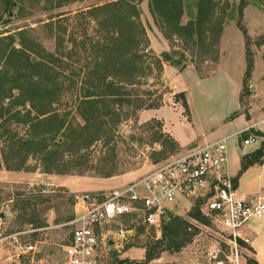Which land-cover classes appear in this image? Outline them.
Instances as JSON below:
<instances>
[{"label":"rangeland","instance_id":"1","mask_svg":"<svg viewBox=\"0 0 264 264\" xmlns=\"http://www.w3.org/2000/svg\"><path fill=\"white\" fill-rule=\"evenodd\" d=\"M13 1L14 6L7 13L4 0H0V264H63L64 246L69 238V223L74 215L76 198L82 195L107 194L150 171L176 151L181 152L182 148L165 132L166 125L172 127L175 137L181 142L191 140L187 137L189 133L192 136L195 133L218 132L224 129L219 125L225 116L235 110L238 87L240 107L233 118L244 117L245 122L241 127L262 124L250 130L252 135L258 137L257 142L251 146L241 150L236 147L235 140L238 138L242 141L245 134L228 141L230 172L234 173L239 167V160L247 155L249 157L262 147L264 138L260 135L264 136V0H246L249 4L243 10L241 18V28L245 34L234 21H228L214 45L212 43L215 38L212 34L208 36L209 43L205 44L191 42L186 37L177 39L171 34L166 38L161 28L155 24L149 8L142 9V2L147 0H134L138 3L139 21L147 38L139 47V53L143 55L140 63L142 71L131 82L133 84L125 86L121 98H99L98 101L104 102L97 105L95 120L96 124H103L98 140L90 146L83 145L84 139L96 128L92 127L82 133L74 128L83 125L77 109L86 87V74L93 67L92 56L80 48L82 31L86 29L88 35L94 36L96 22L92 18L73 17L76 12L110 0H73L61 7H56V2L50 5L45 0ZM215 1L229 9L226 3L230 4L232 0ZM59 14L62 16L56 17ZM49 18L54 22L63 20L60 24L66 28L65 51L73 49L71 58L67 60L68 66L58 67L55 69L56 74L46 73V77L39 80L33 75L29 80L30 86L22 82L23 90L13 89L14 85H19V79L14 80L18 64L16 60L7 63L1 51L8 48L9 37L15 39L14 47L18 48L17 33L23 30L46 52H55L53 34L46 26ZM186 21L188 18L184 15L182 23ZM70 35L72 39H76V46L68 40ZM160 37L163 41H160ZM246 49L253 61L248 78L245 77ZM164 53L171 56L172 61H180V66L174 67L164 62ZM87 64L89 67H85ZM164 66L177 73L186 68L191 69L184 74L182 82L189 86L188 99L194 111L193 126L184 124L179 118L182 116L185 121L190 122L189 108L185 110L182 106L186 101L185 93L178 92L175 85L171 84ZM180 67L183 69L180 70ZM195 74L200 79H207L193 85L192 78ZM54 77L59 84L57 95L53 94L57 97L54 109L65 119L66 125L68 123L75 131L71 135L73 142L68 144L66 137H63L68 145L63 147L58 159L76 167L68 174H59L56 171L60 166L59 160L57 168H54L56 170L45 173L39 156L29 154L22 159V168L15 170L20 166L21 159L10 158L8 138L15 135L16 140L31 136L33 130H30L29 125L16 120L25 118L26 111L30 112V118L37 117V112L32 110L29 101L46 105L50 98H46L44 87L47 79ZM33 82L42 87L36 86L42 96H31L26 89L28 86L32 89ZM160 116L166 125L160 120ZM45 129L46 127L39 126L35 131L42 134ZM63 138L58 139V142L63 141ZM171 140L175 142V146H172ZM25 200H28V204L23 207L22 201ZM181 205L182 209L187 207L186 202ZM187 212L188 210H180L177 216L198 228L199 233L180 251L162 252L158 259L148 264H212L208 260V253L216 249H221L228 255L229 250L223 246L225 238L219 228L211 223L203 225L189 219ZM38 222L42 225L36 226ZM145 239L137 237L120 252L111 250L110 263L142 264L146 250L155 241L150 237ZM19 245H33L35 248L23 253L18 249ZM240 256L238 264H247L253 258L249 249H242ZM228 257L225 264H233L230 255Z\"/></svg>","mask_w":264,"mask_h":264},{"label":"trees","instance_id":"2","mask_svg":"<svg viewBox=\"0 0 264 264\" xmlns=\"http://www.w3.org/2000/svg\"><path fill=\"white\" fill-rule=\"evenodd\" d=\"M71 1L73 0H45L50 5L56 2V7H61L64 3ZM147 2L155 24L161 28L165 37L168 34L170 37L171 34L177 39L186 37L191 42L197 41L205 44L209 43L210 37L208 36L212 34L215 38L214 43H212L214 45L222 33L224 24L228 21H234L236 26L245 34V31L241 28V18L243 10L249 4L246 0H232L230 4L225 2L226 6L230 7L229 9L220 6V2L215 0H147ZM14 3L15 1L13 0H4L7 13L14 6ZM252 4L255 5V2H252ZM139 14L138 3L134 2V0H110L74 14V19H78V17L82 19L92 18L96 22L94 36L88 35L86 29H83V38L80 46L84 53L92 56L93 67L86 74V87L83 89L82 101L79 102L77 109L79 116L83 120V125L78 126L77 129L74 128V130L82 133L84 131L87 132L92 127L96 128L84 139V146H90L99 138L98 134L103 123L96 124L95 115L98 113L97 105L104 102L98 101L99 98H121L125 86L133 84L131 82L142 71L140 63H142L143 55L139 53V47L146 42L147 38L145 29L139 21ZM184 15L188 18L186 23H182ZM61 16L62 14H59L56 17ZM62 21L59 19V21L54 22L52 18H49L48 23H46L55 40V52L53 53L46 52L28 36L26 31L20 30L17 33L18 48L14 47L15 39L13 37L8 38V48L3 49L1 54H3L7 63L11 60H16L18 64L14 80L19 79V85H14L13 89L23 90L22 82L30 86L29 80L32 79L33 75L36 76V80H39L43 76L46 77V73L56 74L55 69L58 67L68 66L67 60L71 58L73 49L70 48L69 51H65L64 41L66 40L64 36L66 35V28L60 24ZM68 40L76 46L77 41L72 39L71 35ZM162 59L174 67H179L181 64L180 61H172L171 56L167 53L162 55ZM245 61V77L248 78L253 61L247 49ZM11 64L15 66L14 63ZM85 67H89V64ZM182 69L180 67V70ZM47 81L44 90L46 98H50L49 102L47 101L46 105H42L35 103L36 101H29L32 110L37 112V117L30 118V112L26 111L25 118H20L16 121L28 124L33 132L27 139L18 138L15 140V135L9 136V156L11 159L18 157L21 159L20 166L16 167L15 170L22 168L24 164L22 159L24 157L33 154L34 156H39V160L44 164L45 173H51L56 170L54 168L60 160V166L56 171L59 174H68L76 165L63 163V159L58 158L60 153L63 152V147L68 145L70 141L73 142L71 135L75 131L71 125L68 123L66 125L65 119L54 109L55 100L57 99L56 90L59 86L57 79L54 77L51 80L47 79ZM37 85L42 88L37 82H33L32 89L29 86L26 88L30 91L31 96H42V93L36 89ZM54 93L56 95H53ZM182 106L185 110H188L186 101ZM149 108H152V106ZM236 114L233 113L228 119H232ZM38 116L41 118L39 117V119ZM39 126L46 127L42 134H39L37 130L35 131ZM260 136L264 138L262 134ZM63 137H66L68 144ZM60 138L64 140L58 142ZM49 143L53 147H50ZM171 144L175 146V142L172 140ZM247 156L241 159L237 177L249 166L261 164L264 161V141L262 142V147L256 149L249 157ZM237 177H235L234 182ZM27 201H22L23 207L28 204ZM189 217L203 225L209 223L196 208L192 209ZM41 225L42 223L38 222L36 226ZM198 233V228L181 217H170L169 221L161 228V237L155 240L146 250L142 264H148L158 259L162 252L180 251ZM249 250L251 251V249ZM247 264H256V262L253 259H249Z\"/></svg>","mask_w":264,"mask_h":264},{"label":"built area","instance_id":"3","mask_svg":"<svg viewBox=\"0 0 264 264\" xmlns=\"http://www.w3.org/2000/svg\"><path fill=\"white\" fill-rule=\"evenodd\" d=\"M253 127L211 141L192 142L124 186L104 195L77 197L63 264H112L111 250L120 252L137 237L158 240L170 217H178L180 210L189 214L195 208L219 228L225 238L223 246L229 250L228 255L221 249L210 251L208 260L225 264L230 255V261L238 264L240 251L250 245L246 226L264 218V196L238 194L229 171L228 141L245 134L242 141L235 140L236 147L251 146L258 139L250 133ZM183 202L187 207L182 209ZM34 248L18 246L23 253Z\"/></svg>","mask_w":264,"mask_h":264},{"label":"crops","instance_id":"4","mask_svg":"<svg viewBox=\"0 0 264 264\" xmlns=\"http://www.w3.org/2000/svg\"><path fill=\"white\" fill-rule=\"evenodd\" d=\"M141 5H142V9L143 8L145 10L148 9L147 1L142 2ZM160 41H163V40H161V37H160ZM160 48H162V45H160ZM190 70H191L190 68H186L182 72L177 73L174 71V69H172V68L170 69V67L164 66V71L166 72V75L167 74L169 75V79H170L171 84L175 85V87L178 89V92H184L185 93L186 102H187L189 112H190V122L185 121L184 118H182V116L179 118L183 120L184 124H189V125L193 126L194 111H193V109L189 103V99H188L189 98V92H188L189 86H188V84H185V82H182V78H183L184 74H186ZM205 79H207V78L200 79L195 74L192 78V81H193L192 83H193V85H195L199 81H202ZM237 95H238V97H237L238 101L236 103L235 110L231 114L225 116L221 120L219 126H221L224 129H222L218 132L195 133L192 136L189 133L187 137L191 140L181 142L180 140H178L175 137L174 132L171 129L172 127L169 125H166L165 121L163 120V118L161 116H160V120H162L166 125V129H165L166 131L165 132L169 133L171 135V137L176 141L178 146L182 149L185 148L187 145H189L192 142H200V141H205V140L211 141V140L218 139L220 137L229 136V135H232L233 133H235L237 130L243 128L241 126H243V124L245 122V119L243 116H238V117L236 116V118L228 119L233 113L238 111V109L240 107L239 87L237 89ZM187 99H188V101H187ZM233 107H234V103H233ZM161 110H163V109H160V111ZM210 118H212V117L210 116ZM258 124L260 125L262 123H257V125H254V127L258 126ZM230 162L231 161H230V156H229V167H230ZM240 162H241V160H239V164H240ZM239 170H240V165L235 170L234 173L230 172V174L232 176H234V179H235V177H237ZM235 185L237 187L238 194L242 197L252 198V197L264 196V161L261 164H255L253 166H249L245 171H243L237 177V180L235 181ZM246 236L250 240V245L248 248L251 249L253 260L256 262V264H264V218L257 219V220H251L248 223V225L246 226Z\"/></svg>","mask_w":264,"mask_h":264}]
</instances>
